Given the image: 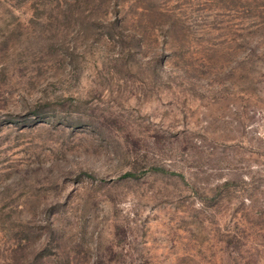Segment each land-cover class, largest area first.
Returning a JSON list of instances; mask_svg holds the SVG:
<instances>
[{
  "label": "rangeland",
  "instance_id": "obj_1",
  "mask_svg": "<svg viewBox=\"0 0 264 264\" xmlns=\"http://www.w3.org/2000/svg\"><path fill=\"white\" fill-rule=\"evenodd\" d=\"M0 264H264V0H0Z\"/></svg>",
  "mask_w": 264,
  "mask_h": 264
}]
</instances>
